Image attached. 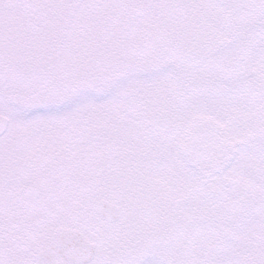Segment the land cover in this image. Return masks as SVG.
I'll return each mask as SVG.
<instances>
[{"label":"rangeland","instance_id":"rangeland-1","mask_svg":"<svg viewBox=\"0 0 264 264\" xmlns=\"http://www.w3.org/2000/svg\"><path fill=\"white\" fill-rule=\"evenodd\" d=\"M207 1H215L216 0H207ZM35 2H38L35 0ZM89 0H80L77 2L76 7H74V13L72 15V19L69 23L66 24V26H61L58 25V28H60V33H62V36L64 33V40L61 41L60 47L57 49L55 47L54 50V55L56 61L59 59V56H64L66 52H70V46L72 48V36H75L79 23H80V16L82 10L85 8V4H87ZM218 4H221V0H217ZM229 5L225 9H222L221 7H217L216 12L218 16L216 17V20L212 22V26L221 31L223 34L224 38V44L222 47L229 46L226 48H223L220 50L217 54V58H220L221 55H223L224 58V53L230 49L231 46H235L239 41H248L249 39L254 40V44L257 46V52L254 51L253 57L251 59V62L254 63L252 67L249 68V65L246 67L244 71V75L250 80V84L253 83V85H247L245 88L243 85L239 86V84L235 86H229L228 81L231 79L233 81L237 80V75H233L234 73L232 70L236 68V61L234 59H228V67L223 68V67H218L216 71H220V76L215 78V82L220 84L222 82H225L224 86L220 88H214L211 85L209 86H200L204 89V91L197 92L196 90H192L189 94L188 97H186V106L181 107V111L183 112L184 116L186 117L184 119L185 122H188L194 115L198 116H203L207 115L210 117H213L215 120H220L223 125H225L228 129V131L233 132V134L238 135L241 128H245L243 125L239 123H234L232 121H235V116L230 115V111H234V108L237 107L242 109L243 111H248V112H242V113H248V115L255 117V121H260L262 118L264 119V103L261 102V94L264 93V65H262V59L260 60V54L264 52V14L260 12V10L257 9H252V6H254L255 3L254 0H232V3L230 0H228ZM42 5L39 7L42 12H47L48 9L47 7L43 4L42 0L40 2ZM107 4L109 7L112 5L113 1L112 0H103V4L101 6L96 5L91 3V10L90 12H94L96 16H101V17H106L107 12L105 8H107V5L104 6V4ZM105 8H104V7ZM233 8V10L231 9ZM230 11L232 12V15L234 16V19L238 21V29H237V40L235 42H231L230 44H226L228 40L233 39L232 36V27L234 26V23L229 22V25H227L228 17L226 14H230ZM62 13V12H61ZM63 13L65 14V9H63ZM146 13L138 17L136 19L135 24L132 27H130L127 31V40L123 39V42L120 45V53L116 56V62H117V67L113 69L111 67V56L109 57V62H108V73L112 72L111 77L113 74L118 72L119 70L120 73L116 75V78L113 79V82L111 83L114 85L116 88H119V91L126 90L125 84H127L133 76L130 74L128 75L127 69L129 68L130 65V55L133 50V43L138 37V32L141 29L144 21H146ZM45 19L48 17H44ZM43 18V19H44ZM135 18V17H134ZM51 19V18H49ZM0 20L2 22H5V18L3 15L0 16ZM53 20V19H52ZM225 22V24H224ZM19 23L25 24L26 26L22 27H6L0 26V50L2 52L0 53V57H3L5 55H9L11 53H15L23 43H25L29 38L31 37L28 32H24V29L26 28L27 31H33L34 28H37L38 30L44 29L45 31L39 35H43L44 37H48L49 34L48 32H52V30H55V27L57 26H49V25H43L41 21H38L32 25H28V22L25 21H15L14 26L19 25ZM50 24V23H49ZM221 24L220 26H217ZM223 27L222 29L220 27ZM218 27V28H217ZM9 30V31H8ZM253 34V35H252ZM258 37L260 39H258ZM259 40V41H258ZM233 41V40H232ZM53 44V43H52ZM25 47L23 46L21 51H18L15 54H12L10 56L0 58V67L4 63L5 60H14L15 56L20 54L21 56L24 54ZM263 51V52H262ZM67 52V53H68ZM258 53V54H257ZM40 55V53L38 54ZM257 55H260L256 62L255 59ZM228 57V56H226ZM39 59L41 57H38ZM53 60V54L48 53L47 55V62L49 63L50 61ZM220 61V60H219ZM260 61V63H259ZM264 63V59H263ZM133 67V66H132ZM133 73L135 74L136 78L135 80H132L130 82L131 86H143L146 85V82L143 81L144 79L151 78V79H160L161 83H164V91L163 94L165 95V102L166 104L170 103H175L179 102V96L176 92L171 93V91L167 88L172 87L173 85H168L167 82H170L169 80H178L179 75L177 72V69L174 65L169 64L165 65L159 68H155L145 74L146 76L140 77L139 73H136L135 70H133ZM212 71H210L209 74H211ZM1 76V74H0ZM12 78H14L13 75H11ZM110 77V78H111ZM142 79V80H141ZM90 80H86L83 83L86 84L88 87H90V84H88ZM124 84V85H123ZM111 85V86H112ZM122 85V86H121ZM16 87L15 84H7V80L1 76L0 80V110L1 112H4L5 110L3 107L6 105L4 103V97H3V92L5 89H14ZM115 88V89H116ZM78 91V92H75ZM75 94L69 99L66 100L60 104L56 105H50V106H40V107H24L21 105H16L12 106L9 110L8 113H6L12 124L15 122L19 129L24 133V141H23V147L25 150L30 151L33 150L35 147V142L37 139V136L29 129L31 123L39 120L40 118L43 117H59L63 116L66 114H69L74 111L75 108H77L79 105H81L85 100L91 101L92 99H95L97 101H102L105 99H108L109 97H115V94L110 91H104V92H95L94 90H87L85 92L81 91L78 86L75 88L73 91ZM125 92V91H124ZM122 92V93H124ZM121 93V94H122ZM119 94V96L121 95ZM119 96L117 99H119ZM249 100H252L253 105L249 102ZM87 107L85 108L88 111L91 110H97V104H88L86 105ZM164 111V109H163ZM165 111H172L168 106H166ZM70 115V114H69ZM72 118H65V119H57L56 122L52 121H41L38 123V126L41 131H44V128H48L50 124V127L55 126L57 123L60 127H64L66 130L70 122L73 123ZM60 120V121H59ZM185 123H183L182 129L184 127ZM181 129V130H182ZM264 136V132H262ZM174 142H172L173 144ZM176 146V144L174 145ZM249 147V148H248ZM246 147L248 151H253L255 149V146L249 145ZM245 149V150H246ZM170 151L169 149H164L162 148L161 155L160 157L163 159L168 158V153ZM232 172V168H231ZM213 186H221V181L219 178H216L214 183L212 182ZM226 186V185H225ZM225 188V187H224ZM185 196H189L190 192L186 191L184 193ZM191 201H187L189 205L192 203ZM217 230V228L212 226ZM231 228V227H230ZM209 230L213 232L211 228ZM232 231H235L233 228H231ZM215 235V234H214ZM206 238L209 241L208 245L211 242H216L218 239V235H215L214 237H209L206 236ZM238 238H239V233H238ZM208 240H205L204 243L207 244ZM239 241V239H237ZM231 242V241H230ZM227 245L225 248H222V250L217 251L215 250L212 251V253L204 258V261L206 263L204 264H229L228 263V258L232 259L231 262L235 263V260L237 258V253H239L238 248H236V243L235 245L232 243L225 242ZM8 255H3L2 253L0 254V258H4ZM226 260V261H225ZM230 262V263H231ZM16 264V262H13L10 260L9 257L5 259L3 264ZM141 264H163V262L158 258L156 254H153L151 250L147 251L145 255L143 256V260Z\"/></svg>","mask_w":264,"mask_h":264},{"label":"water","instance_id":"water-1","mask_svg":"<svg viewBox=\"0 0 264 264\" xmlns=\"http://www.w3.org/2000/svg\"><path fill=\"white\" fill-rule=\"evenodd\" d=\"M54 251H55V248H54V247H52V249H50V250L47 249V248L45 249V253L48 254L49 256H50V255L53 256L54 253H55ZM61 255H64V254H61ZM60 257L62 258L63 256H60ZM61 258L58 259V262L62 261ZM46 259H48V258H46ZM63 259H64V257H63Z\"/></svg>","mask_w":264,"mask_h":264},{"label":"bare ground","instance_id":"bare-ground-1","mask_svg":"<svg viewBox=\"0 0 264 264\" xmlns=\"http://www.w3.org/2000/svg\"><path fill=\"white\" fill-rule=\"evenodd\" d=\"M17 93H20V90L19 89H16Z\"/></svg>","mask_w":264,"mask_h":264}]
</instances>
